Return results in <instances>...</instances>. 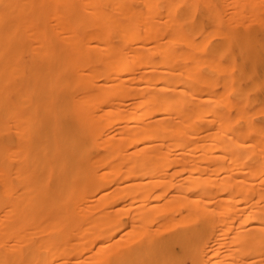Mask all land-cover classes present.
<instances>
[{
	"label": "bare ground",
	"instance_id": "1",
	"mask_svg": "<svg viewBox=\"0 0 264 264\" xmlns=\"http://www.w3.org/2000/svg\"><path fill=\"white\" fill-rule=\"evenodd\" d=\"M235 3L0 0V264H264V47L232 51L264 0Z\"/></svg>",
	"mask_w": 264,
	"mask_h": 264
},
{
	"label": "rangeland",
	"instance_id": "2",
	"mask_svg": "<svg viewBox=\"0 0 264 264\" xmlns=\"http://www.w3.org/2000/svg\"><path fill=\"white\" fill-rule=\"evenodd\" d=\"M232 2H233V4H236L235 3V0L234 1L233 0H225V6L230 7L229 4L232 3ZM230 5H232V4H230ZM236 5H237L236 7H239V5L241 6V3L240 2H237ZM228 7H226L225 9H228ZM228 10L230 11L231 9H228ZM239 10H241V7L239 8ZM206 12H207L206 11V8H205V6L203 4L202 5V17H203V19L205 21H209L208 13H206ZM215 20H218V21H216V24H219V25L222 22V19L219 16V14H216ZM253 28H254V31H251V32L241 31V33L244 34V37H241V39H239L240 41L236 39L233 42V44H232V51H233L234 54H240L241 49H242V51H244L245 49H247L248 45H250L251 42L254 45H257L259 47L260 46L264 47V23L259 22L257 24H254V27ZM233 29L234 30H239L238 27H236V26H234Z\"/></svg>",
	"mask_w": 264,
	"mask_h": 264
}]
</instances>
